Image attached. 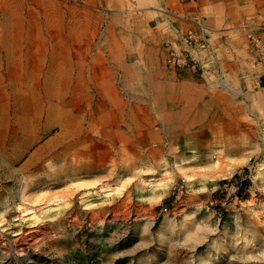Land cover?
I'll return each mask as SVG.
<instances>
[{"label": "rangeland", "instance_id": "rangeland-1", "mask_svg": "<svg viewBox=\"0 0 264 264\" xmlns=\"http://www.w3.org/2000/svg\"><path fill=\"white\" fill-rule=\"evenodd\" d=\"M196 17L201 75L166 61ZM251 36L264 0H0V264H264Z\"/></svg>", "mask_w": 264, "mask_h": 264}, {"label": "built area", "instance_id": "built-area-1", "mask_svg": "<svg viewBox=\"0 0 264 264\" xmlns=\"http://www.w3.org/2000/svg\"><path fill=\"white\" fill-rule=\"evenodd\" d=\"M204 20L196 17L190 27L181 37L183 47L174 49L166 58L167 65L172 69L187 70L192 73L202 74L212 65L219 63L216 54L217 47L212 44L213 38ZM256 47L257 57L264 64V41L251 36Z\"/></svg>", "mask_w": 264, "mask_h": 264}, {"label": "crops", "instance_id": "crops-1", "mask_svg": "<svg viewBox=\"0 0 264 264\" xmlns=\"http://www.w3.org/2000/svg\"><path fill=\"white\" fill-rule=\"evenodd\" d=\"M206 25H207V27L209 28V30H210V34L212 35L213 33H219V31H217L218 29H214L213 27H212V25H210V23H208V22H206ZM221 39H216V40H213L212 41V44H214V46L215 47H217V49L220 51V53H222V54H224V48H226L227 47V42H226V40H225V38L223 39L224 41V43H222V41H220ZM224 57V56H223ZM234 57H236V56H234ZM227 62V64L229 65L232 61H229V60H227L226 61ZM221 69V68H220ZM210 70H212L211 68L209 69V71ZM209 71H205V72H209ZM205 72H203V73H205ZM221 72H222V70H221ZM202 73V74H203ZM224 73V72H223ZM222 73V74H223ZM225 74V73H224ZM223 74V75H224Z\"/></svg>", "mask_w": 264, "mask_h": 264}]
</instances>
